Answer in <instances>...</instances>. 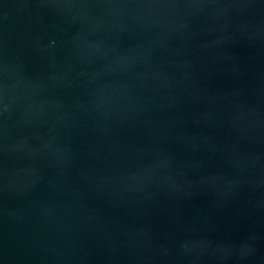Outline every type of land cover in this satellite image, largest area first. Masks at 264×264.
<instances>
[{
	"label": "water",
	"instance_id": "95a60500",
	"mask_svg": "<svg viewBox=\"0 0 264 264\" xmlns=\"http://www.w3.org/2000/svg\"><path fill=\"white\" fill-rule=\"evenodd\" d=\"M0 264H264V0H0Z\"/></svg>",
	"mask_w": 264,
	"mask_h": 264
}]
</instances>
